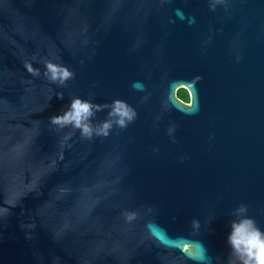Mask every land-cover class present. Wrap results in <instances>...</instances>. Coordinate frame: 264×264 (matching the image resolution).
Wrapping results in <instances>:
<instances>
[{
  "label": "water",
  "instance_id": "1",
  "mask_svg": "<svg viewBox=\"0 0 264 264\" xmlns=\"http://www.w3.org/2000/svg\"><path fill=\"white\" fill-rule=\"evenodd\" d=\"M213 2L0 0V264H228L235 208L264 230V0ZM73 97L137 118L50 123Z\"/></svg>",
  "mask_w": 264,
  "mask_h": 264
},
{
  "label": "clouds",
  "instance_id": "2",
  "mask_svg": "<svg viewBox=\"0 0 264 264\" xmlns=\"http://www.w3.org/2000/svg\"><path fill=\"white\" fill-rule=\"evenodd\" d=\"M221 3H226V0H214L211 7L215 9L216 5ZM44 63V76L50 83L66 86L67 81L75 79V73L67 66L53 63L50 60ZM28 71L34 76L40 75V69L33 68L31 65H28ZM195 79L198 81L201 77ZM57 98L62 100L63 94H58ZM164 107H168L166 102ZM103 109H110L108 118L93 126L92 118ZM188 109L194 113L196 106H190ZM136 118V110L123 100L117 99L111 105H101L93 104L90 100L80 97H73L66 110L49 117V120L50 123L62 128L71 125L81 129L82 134L90 138L93 132L96 135L106 137L114 126L126 129ZM174 131L175 126L169 128V135ZM248 212L249 207L246 204H240L233 211L236 218L230 223L231 231L227 237V244L230 249L228 264H264V230L259 227L255 218L248 215ZM192 224L195 229L200 228L199 220L194 219Z\"/></svg>",
  "mask_w": 264,
  "mask_h": 264
},
{
  "label": "flooded vegetation",
  "instance_id": "3",
  "mask_svg": "<svg viewBox=\"0 0 264 264\" xmlns=\"http://www.w3.org/2000/svg\"><path fill=\"white\" fill-rule=\"evenodd\" d=\"M177 97L183 101L184 103H187L189 104L190 103V99H189V96H188V93L187 91L184 89V88H179L177 90Z\"/></svg>",
  "mask_w": 264,
  "mask_h": 264
},
{
  "label": "trees",
  "instance_id": "4",
  "mask_svg": "<svg viewBox=\"0 0 264 264\" xmlns=\"http://www.w3.org/2000/svg\"><path fill=\"white\" fill-rule=\"evenodd\" d=\"M177 94V93H176Z\"/></svg>",
  "mask_w": 264,
  "mask_h": 264
}]
</instances>
